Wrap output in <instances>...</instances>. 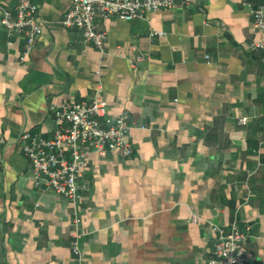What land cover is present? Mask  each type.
<instances>
[{"label":"crops","instance_id":"1","mask_svg":"<svg viewBox=\"0 0 264 264\" xmlns=\"http://www.w3.org/2000/svg\"><path fill=\"white\" fill-rule=\"evenodd\" d=\"M32 1L41 30L23 61L22 36L0 24V264H207L211 222L233 220L248 236L245 264H264V50L250 47L264 0L97 18L103 51L59 22L71 0ZM98 86L107 117L132 122L133 152L89 154L74 253L71 203L33 183L17 137L51 136V107Z\"/></svg>","mask_w":264,"mask_h":264},{"label":"built area","instance_id":"2","mask_svg":"<svg viewBox=\"0 0 264 264\" xmlns=\"http://www.w3.org/2000/svg\"><path fill=\"white\" fill-rule=\"evenodd\" d=\"M0 0V24L9 36L23 38L19 60L23 61L31 52L36 37L41 30L37 17V5L32 0ZM178 0H71L67 11L59 22L67 27L81 29L84 39L104 50L106 34L97 28L96 19L117 17L132 20L143 17L145 13L169 8ZM252 32H259L261 39L253 41L252 48L264 50V9L259 6L252 10L250 23ZM161 32L151 31L150 35ZM136 57L129 60L134 64ZM100 87L87 100L61 102L51 107L54 131L51 136H43L27 130L20 133L17 142L27 157L33 176V183L49 188L65 197L72 206L71 248L78 253V230L80 219L79 204L84 198L85 184L79 183L87 159L91 152L104 155L114 151L121 156L133 152L130 129L132 122L121 114L115 118L107 117V104L99 98ZM239 121L246 122L241 116ZM5 138L0 135V146ZM191 221L199 218L191 215ZM216 236L207 264H245L253 258L247 249V233L242 231L236 220L228 227L211 222Z\"/></svg>","mask_w":264,"mask_h":264}]
</instances>
